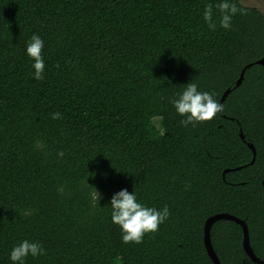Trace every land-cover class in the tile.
<instances>
[{"label": "trees", "instance_id": "1", "mask_svg": "<svg viewBox=\"0 0 264 264\" xmlns=\"http://www.w3.org/2000/svg\"><path fill=\"white\" fill-rule=\"evenodd\" d=\"M213 2L0 0V264L21 239L46 250L24 264H212L202 228L218 212L244 220L264 260V67L235 86L264 55V13L235 0L231 27L214 8L210 28ZM32 33L44 41L40 80ZM187 82L218 101L229 88L224 110L181 125L170 101ZM121 188L168 206L140 243L111 222ZM210 240L220 264H257L236 222L214 221Z\"/></svg>", "mask_w": 264, "mask_h": 264}, {"label": "clouds", "instance_id": "2", "mask_svg": "<svg viewBox=\"0 0 264 264\" xmlns=\"http://www.w3.org/2000/svg\"><path fill=\"white\" fill-rule=\"evenodd\" d=\"M219 10V25L224 29L231 27L233 16L242 9H238L235 0H214L206 3L202 12L203 19L210 28H215L213 21V9ZM44 41L40 35L32 33L25 44V53L32 58V76L36 80L43 79L45 60L41 54ZM175 111L182 117L181 125H188L198 121L209 120L217 113L224 110V105L214 98L209 91L198 89L196 82H187L186 86L171 99ZM61 113L54 112L53 119L60 117ZM58 155H63L58 152ZM110 219L113 224L119 226L121 240L140 243L144 234L155 232L169 216L167 204L161 208L148 206L137 199L133 191L121 188L110 197ZM45 248L37 240L21 239L14 244L8 253L13 264H24L27 256L37 257L45 254Z\"/></svg>", "mask_w": 264, "mask_h": 264}, {"label": "water", "instance_id": "3", "mask_svg": "<svg viewBox=\"0 0 264 264\" xmlns=\"http://www.w3.org/2000/svg\"><path fill=\"white\" fill-rule=\"evenodd\" d=\"M252 63H256L261 65L262 67H264V55L261 56L260 58H258L257 60L253 61V62H249L246 65L243 66V68L240 71L239 77L237 78L236 82H235V86H238L241 81H242V77H243V73L244 70L246 68H248L249 66L252 65ZM230 89L227 88L221 95L219 102L222 103V101L224 100L225 96L229 93ZM240 137H243L242 132L240 131ZM247 145L250 147L251 151H252V158L250 160V162H253L254 158H255V148L254 145L251 142H247ZM229 169L226 168L224 169L225 171H228ZM223 172V173H224ZM263 185H264V181H263ZM218 219H227V220H232L234 222H236L237 224H239L241 226V230H242V248L244 250V252L246 253V255L249 257V259L257 264H264V260L260 259L259 257H257L254 252L252 251L250 244H249V236H248V229L247 226L244 222V220L229 214L227 212H218V213H214L209 215L203 223V244L206 250L207 255L209 256V258L212 261V264H220V261L212 247L211 244V240H210V228L211 225L213 224L214 221L218 220Z\"/></svg>", "mask_w": 264, "mask_h": 264}, {"label": "rangeland", "instance_id": "4", "mask_svg": "<svg viewBox=\"0 0 264 264\" xmlns=\"http://www.w3.org/2000/svg\"><path fill=\"white\" fill-rule=\"evenodd\" d=\"M239 1L243 5L256 7L262 13H264V1L262 0H239Z\"/></svg>", "mask_w": 264, "mask_h": 264}]
</instances>
